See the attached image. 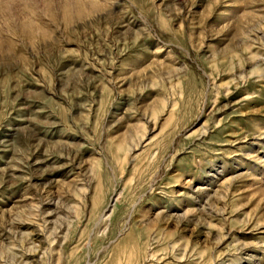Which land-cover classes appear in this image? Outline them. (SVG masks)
Listing matches in <instances>:
<instances>
[{"label":"rangeland","instance_id":"obj_1","mask_svg":"<svg viewBox=\"0 0 264 264\" xmlns=\"http://www.w3.org/2000/svg\"><path fill=\"white\" fill-rule=\"evenodd\" d=\"M0 264H264V0H0Z\"/></svg>","mask_w":264,"mask_h":264}]
</instances>
